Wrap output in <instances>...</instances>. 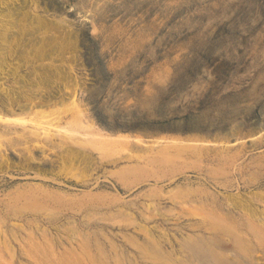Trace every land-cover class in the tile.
<instances>
[{
	"label": "rangeland",
	"instance_id": "374dc122",
	"mask_svg": "<svg viewBox=\"0 0 264 264\" xmlns=\"http://www.w3.org/2000/svg\"><path fill=\"white\" fill-rule=\"evenodd\" d=\"M17 1L11 0V3H17ZM19 1L24 4L32 0ZM45 1L54 9L53 13L46 18L56 19L65 23L66 26H71L72 29L81 31L82 40L78 51V61H73L75 53L72 51L65 52L61 59L49 57L42 60L40 63L45 66L64 65L67 73L63 78L56 76V79L44 86L38 84L29 86L21 82L22 88L25 89L22 93L15 91L18 87L10 77L14 68L17 67L15 62H12L9 74L0 76V117L10 113L27 121L25 128L15 129L9 126V130L3 128L0 120V141L3 145L0 150L4 154L2 156L0 151V174L5 170L8 171L0 175V199L4 202L10 195L26 190L23 187L27 190L31 187L37 188L41 182L34 180V177L40 169L51 170L54 167L52 169L58 170L59 162L54 153L51 154L48 150L44 154L37 151L36 155L31 156L26 150L30 153L32 146L24 145V142L26 138L31 139L33 132L37 133L38 130V134L42 137L38 138L41 139L40 141L48 138L40 132L43 129L37 130L35 123L32 122L36 110H38L37 113L50 114L51 111L57 110V107L61 108L63 101H71L72 96H77V102H81V107L87 110L97 127L114 133L141 135L145 132V135H142L150 139L163 134L173 135L178 132L185 134L191 130L189 117L193 116L208 121L213 119L214 121L210 124L213 122L214 125L210 129L211 132H215L226 120L224 117L236 109L240 112L241 122L244 125H250L254 120L262 124V130L264 129V0ZM29 9L37 14L43 13L38 4L26 5L24 10ZM10 90H14L12 92L17 94L16 97L9 96ZM31 100L37 105L33 106ZM154 117L158 120H153ZM226 130L227 128L223 129V131ZM53 132L51 134L53 136L50 135L53 140L48 139L54 142L60 139L59 136L62 133ZM21 133L24 135L22 136ZM258 133H261V130L251 133L252 135L246 138L256 136ZM5 138H7L6 141H4ZM262 138L263 142L258 147H251V142L247 143L249 155L247 154L248 156L244 159L246 164L252 161L255 166L256 163L264 164V135ZM9 140L20 143L18 151L6 147ZM25 146L30 149L25 150ZM2 162L3 167H1ZM8 164L10 168L7 167ZM255 169L261 176L258 182L250 185L246 183L247 177H242L243 189L238 190V193L263 197L264 166L261 168L258 165ZM21 171L30 179L13 183L12 188L10 185L4 186L1 182L2 177H9L7 175L22 176L18 173ZM113 185L117 186L115 183ZM107 186L110 189L112 187L110 184ZM150 187L143 186L134 194H139ZM80 189L84 191L89 188L80 187ZM94 193L97 192L94 190ZM231 193H237V190H232ZM259 205V210L264 209L262 203ZM20 221L12 220L10 228L15 230L19 228L20 231L25 227L26 233L23 228L20 235H17L21 243L14 238L17 241L11 244V248L16 251V254L26 251L32 253L35 258L34 262L31 261L33 259L31 257L28 261L21 260L22 264L27 262H29L27 264H111L114 260V264L117 262L119 264H162L143 259L144 254H141V250L146 253L147 240L140 235L135 234L138 242L131 240L127 243V240L120 236L105 240L106 237L104 238L101 233L100 236L94 237L95 234L88 231L89 229L86 233L82 232L80 239L76 242L78 246L76 244L74 247L79 248L82 245L84 248L86 238H90L102 247L100 252H96L100 247L95 246L93 253L95 256L86 254L91 258L81 257L74 260L75 258L68 257L70 252L62 248L59 250L61 254L56 256L51 252V243L46 238L39 235L35 238L28 234L34 230L42 234L46 229H50L48 226L42 225L39 229H35L36 227L31 229ZM12 223L17 227H12ZM1 230H6L0 229V238L4 239L7 233ZM92 231L95 230L92 229ZM212 232L210 234L213 236L217 234L216 231ZM208 238L209 246L218 245L224 250H232L233 256L229 254V257L233 260H238L240 255L246 258L248 264H264L262 247L264 244L262 245L260 241L264 238L263 233H260V239L246 237L239 240L225 236L222 237L224 241H220L216 236H208ZM3 239L0 250H3L5 245ZM226 240L230 241L226 243ZM130 242L136 247L131 246ZM165 246L168 245L165 244ZM19 247L22 248L19 249ZM174 249V252L177 251L175 256L178 257L180 246L174 245ZM51 254L55 258L52 259ZM102 254L104 259L101 257ZM2 255H0L2 259L0 264H21L20 259L12 258L8 252L2 251ZM55 260H58L57 263Z\"/></svg>",
	"mask_w": 264,
	"mask_h": 264
},
{
	"label": "bare ground",
	"instance_id": "6f19581e",
	"mask_svg": "<svg viewBox=\"0 0 264 264\" xmlns=\"http://www.w3.org/2000/svg\"><path fill=\"white\" fill-rule=\"evenodd\" d=\"M1 2L6 3V7L9 1L0 0ZM7 9L8 11L0 10V39L3 42L7 41L6 31L14 21L13 13L8 7ZM28 16V12L24 13L25 18ZM36 20L41 27H49L45 21ZM74 93L77 94L76 91ZM72 97L69 102L63 101L61 108L56 106L57 110L51 111L50 114L37 113L38 110L33 114L32 122L35 123L37 130L43 129L40 132H43L44 136L47 135L51 139L53 131L62 135L54 142L49 141L47 137L40 141L39 130L37 133L33 132L31 139L26 138L24 142V145H31L32 149L29 153L26 148L30 149V147L25 146V150L31 156L36 155L37 151L44 154L48 150L57 156L59 166L56 171L52 169L54 167L51 170L37 169L39 171L35 173L34 180L41 182L37 188L31 187L27 190L23 187L26 190L17 191L18 193L6 198L5 202L0 199V229L8 228L6 231L1 230L7 235L3 234L4 239L0 238V245L3 242L2 239L5 240L0 255L2 251L8 252L12 258L20 259L19 262L28 261V258L29 260L33 258L31 261L34 262L32 253L21 251L16 254V251L11 248L14 238L18 240L17 235H20L23 228L24 231L27 228L20 227V231L19 228L11 229L10 223L12 220H21L31 229L35 227L39 229L42 225L48 226L50 229H46L42 234L37 233L36 230L28 234L46 238L51 243V252L56 256L61 254L59 250L62 248L68 250L70 252L68 257L75 258L74 260L81 257L91 258L86 254L94 255L95 246H98V243L93 239L86 238L84 242L81 238L85 243L84 248L82 245L80 246L82 248L74 247L82 232L86 233L89 229L88 231L95 234L94 237L102 233L103 237H106L105 240L120 236L128 243L131 240H138L135 234L144 237L147 240V251L144 253L141 250V254H144L143 259L151 262L248 264L246 258L240 255L238 260L229 257V254L233 256L232 250H224L218 245L209 246L207 243L208 236H216L220 241H224L222 237L225 236L231 239L246 237L260 239V233L264 234V209H258L259 203L264 205V193L263 197L238 193V190L243 189L242 177L246 176L248 180L246 183L250 185L258 182L261 177L255 168L258 165L262 168L264 164L256 163V167L253 161L246 164L244 159L249 155L247 143L251 142V147H258L263 142L262 124L253 120L250 123L251 126L244 125L241 122L240 112L234 109L235 111L224 117L226 120L215 132H211L210 129L214 125L213 122L210 124L214 121L213 119L208 121L193 116L189 117L190 132L163 134L150 139L145 138V132L141 135H130L97 127L96 122H92L91 115H88L87 110L81 107V102H77V96ZM33 102L31 100V103ZM36 105V102L33 103V106ZM0 120L3 128L9 130V126L15 129L25 128L27 123L24 118L10 113L0 117ZM153 120L156 121L158 118L154 117ZM224 128L227 130L223 131ZM257 130H261V133L246 138ZM23 132L25 133V130ZM24 133L21 135L23 136ZM43 143L45 146L41 145ZM1 144L0 141V148L3 146ZM6 145L18 151L20 143L9 140ZM0 151L2 153V150ZM2 156H4L3 153ZM1 164L3 167L4 163ZM9 164L8 168H10ZM18 173L22 176L2 177L1 182L4 184H1L10 185L12 188L13 183L30 179L22 171ZM96 174L97 177H95ZM113 183L117 186L115 187ZM107 184L112 185L113 188L110 186V189ZM147 185L151 187L145 188L146 190L139 194H134L137 189ZM80 187L89 189L83 191ZM94 190L97 193H94ZM232 190H237V193L232 194ZM11 226L17 227L13 226V223ZM212 231H216L217 234L211 235ZM263 240L264 238L260 240L261 244H264ZM227 241L230 240H226V243ZM130 243L131 246H135L132 242ZM165 244L168 246L166 247ZM174 245L180 246L178 257L175 256L177 251L174 252L176 249L173 250ZM262 247L264 249V245ZM101 248H98L99 251L96 250V252H100ZM48 251L49 249L47 253ZM54 255L51 254L52 259ZM120 259L119 257V262ZM50 262L52 263L51 260ZM113 262L115 263V260Z\"/></svg>",
	"mask_w": 264,
	"mask_h": 264
},
{
	"label": "water",
	"instance_id": "95a60500",
	"mask_svg": "<svg viewBox=\"0 0 264 264\" xmlns=\"http://www.w3.org/2000/svg\"><path fill=\"white\" fill-rule=\"evenodd\" d=\"M5 4L0 3V10L8 11V7L13 13L14 21L6 31L7 41L0 39V76L9 74L10 66L15 62L17 67L10 77L18 87L15 90L18 93L25 91L21 82L29 86H44L50 84L56 76L64 77L67 73L64 65L45 66L40 62L49 57L61 59L69 51L75 53L73 61L77 62L81 31L56 19L46 18L54 9L45 0L26 1L24 4L18 0L17 3H7L6 7ZM32 4H38L43 13H34L32 9L24 10L26 5ZM26 12L29 13L27 18L24 17ZM36 19L45 21L49 27H41ZM12 91L14 90L8 92L9 96L16 97L17 94Z\"/></svg>",
	"mask_w": 264,
	"mask_h": 264
}]
</instances>
